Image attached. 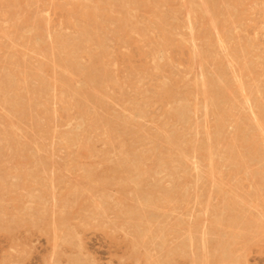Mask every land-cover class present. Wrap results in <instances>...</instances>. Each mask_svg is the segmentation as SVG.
<instances>
[{"label":"rangeland","instance_id":"rangeland-1","mask_svg":"<svg viewBox=\"0 0 264 264\" xmlns=\"http://www.w3.org/2000/svg\"><path fill=\"white\" fill-rule=\"evenodd\" d=\"M151 1L0 0V264H264V0Z\"/></svg>","mask_w":264,"mask_h":264},{"label":"bare ground","instance_id":"bare-ground-1","mask_svg":"<svg viewBox=\"0 0 264 264\" xmlns=\"http://www.w3.org/2000/svg\"><path fill=\"white\" fill-rule=\"evenodd\" d=\"M150 1H151V0H150ZM209 1H210V0H209ZM151 2H153V3L155 4L154 1H151ZM237 2H239V1H237ZM247 2H248V1H247ZM247 2H246V3H247ZM142 3H143V2H142ZM213 3H214V2H213ZM216 3H217V2H216ZM204 4H205V3H203L202 6L205 8L206 5L204 6ZM216 5H217V4H216ZM210 6H211V5H210ZM225 6H226V5H225ZM200 7H201V6H200ZM203 7H202V8H203ZM207 7H209V5H208ZM88 9H89V7H88ZM92 9H93V8H92ZM92 9H91V10H92ZM200 9H201V8H200ZM208 9L211 10L210 7H209ZM208 9L205 8L204 10H208ZM216 9H217V8H216ZM96 10H97V9H96ZM209 10H208V13H209ZM219 10H220V9H219ZM88 11H89V10H88ZM213 11H215V10H213ZM213 11H212V13H213ZM217 11H218V10H217ZM90 12H92V11H90ZM100 12H101V11H100ZM210 13H211V11H210ZM92 14H93V12H92ZM94 14H95V13H94ZM214 14H215V12H214ZM103 15H104V14H103ZM215 15H216V14H215ZM88 17H90V16H88ZM91 17H93V16H91ZM203 17H204V16H203ZM130 18H131V17H130ZM205 18H206V16H205ZM127 19H128V18H127ZM211 19H212V18H211ZM125 20H126V19H125ZM211 21H212V20H211ZM213 21H216V20L213 19ZM127 22H128V21H127ZM127 22H126V26H124V27H127V28L129 29V27L127 26L129 22H128V23H127ZM216 22H217V21H216ZM213 23H215V22H212V25H213ZM228 23H229V22H228ZM130 27H131V26H130ZM130 29H131V28H130ZM132 29H133V28H132ZM233 29H234V28H233ZM233 40H234V39H233ZM237 43H238V42H237ZM240 45H241V44H240ZM96 61H97V60H96ZM97 62H98V61H97ZM92 64H94V62H93ZM97 64H99V63H97ZM89 66H91V65H89ZM94 66H97V67H98V65H96V64H95ZM242 66H243V65H242ZM72 67H73V66H72ZM76 68H77V67H76ZM90 68L93 69V67H90ZM90 68L85 69V71H83V72H85V73H86V72H89V71L91 70ZM79 69H80V68H79ZM88 69H90V70H88ZM75 70H76V69H75ZM77 70H78V69H77ZM94 70H95V69H94ZM78 71H81V70H78ZM90 72H91V71H90ZM90 72H89V73H90ZM78 73H79V72H78ZM85 73H84L83 75H85ZM89 73H88V74H89ZM94 73H95V72H94ZM79 74H80V73H79ZM97 74H98V73H97ZM80 75H82V74H80ZM86 75H87V73H86ZM86 77H87V76H86ZM86 77H85V78H86ZM97 77H98V75H97ZM101 78H102V77H101ZM68 79H69V78H68ZM98 79H100V78H98ZM102 79H103V78H102ZM89 80H90V79H89ZM66 81H67V78H66ZM70 81H71V80L69 79V81H68V82H69L68 85L71 83ZM92 82H93V81H92ZM66 84H67V83H66ZM184 84H185V83H184ZM209 87H210V86H209ZM214 87H215V86H214ZM216 87H217V86H216ZM211 88H212V86H211ZM211 88H210V89H211ZM217 88H218V87H217ZM69 89H70V88H69ZM210 89H209V90H210ZM227 89H228V88H227ZM93 90H94V89H93ZM93 90H92V91H93ZM209 90H208V91H209ZM213 90H215V89H213ZM71 91H72V90H71ZM73 91H74V90H73ZM216 91H217V92H220V91H218V90H216ZM216 91H215V92H216ZM210 92H211V90H210ZM217 92H216V93H217ZM73 93H74V92H73ZM211 94H212V93H211ZM263 94H264V93H263ZM74 96H75V94H74ZM229 96H230V95H229ZM75 97H76V96H75ZM104 97H105V96H104ZM84 98H85V97H84ZM89 100H90V99H89ZM139 106H140V105H139ZM97 107H98V106H97ZM78 108H79V107H78ZM260 111H261V110H260ZM99 113H100V112H99ZM106 114H107V113H106ZM107 118H108V117H107ZM84 119H85V118H84ZM103 119H104V118H103ZM98 126H99V125H98ZM262 132H263V131H262ZM80 135H81V134H80ZM256 137H257V135H256ZM110 140H111V139H110ZM257 142H258V141H257ZM210 148H211V147H210ZM224 152H225V151H224ZM239 153H240V152H239ZM240 154H241V153H240ZM241 157H242V156H241ZM134 161H135V160H134ZM238 162H239V161H238ZM132 164H133V163H132ZM184 167H185V166H184ZM239 174H240V173H239ZM90 188H91V187H90ZM121 193H122V192H121ZM74 196H75V195H74ZM127 198H128V197H127ZM142 200H143V199H142ZM142 200H141V201H142ZM145 202H146V203L148 202L147 199H146ZM146 203H145V204H146ZM149 203H150V200H149ZM142 204H143V202H142ZM139 206H140V205H139ZM157 208H158V207H157ZM141 212H142V211H141ZM97 214H98V213H97ZM219 217H220V216H219ZM225 217H226V216H225ZM222 218H223V217H222ZM233 219H234V218H233ZM142 227H143V226H142ZM226 227H227V226H226ZM214 231H216V230H214ZM160 233H161V232H160Z\"/></svg>","mask_w":264,"mask_h":264}]
</instances>
